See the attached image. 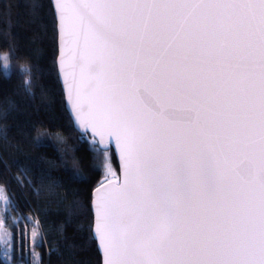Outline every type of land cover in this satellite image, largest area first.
<instances>
[{"label":"snow or ice","instance_id":"obj_1","mask_svg":"<svg viewBox=\"0 0 264 264\" xmlns=\"http://www.w3.org/2000/svg\"><path fill=\"white\" fill-rule=\"evenodd\" d=\"M31 7L37 13L41 0ZM53 11L66 44L81 35L96 42L91 59L81 55L73 101L92 169L114 175L104 164L111 138L124 162L123 183L96 190L93 236L104 264H264V0H55ZM13 56L11 46L0 53L6 79ZM17 71L24 94L34 95L35 66ZM82 87L93 88L87 111ZM146 94L154 104L143 102ZM177 103L187 106L186 124L177 122ZM47 136L37 130L34 140ZM235 153L247 161L243 173L227 166ZM21 173L17 183L31 184ZM73 175L84 179L79 168ZM0 200V264H14L18 235L27 264V229L18 224L32 217L17 210L9 219L17 206L6 186ZM31 235L43 246L39 221Z\"/></svg>","mask_w":264,"mask_h":264},{"label":"trees","instance_id":"obj_2","mask_svg":"<svg viewBox=\"0 0 264 264\" xmlns=\"http://www.w3.org/2000/svg\"><path fill=\"white\" fill-rule=\"evenodd\" d=\"M41 3L34 14L31 0L0 2V53L10 46L15 49L11 78H4L0 67V186H6L17 206L9 214L10 220L17 210L32 217L31 224L23 220L18 224L27 229V264H32L33 252L42 255L41 264H102L92 234V193L107 178L118 177V164L108 147L104 164L110 161L114 175L109 176L106 167L92 169L93 153L80 142L65 108L56 66L57 26L51 0ZM23 63L35 66L32 96L25 95L21 87L22 76L17 70ZM37 130L48 133L40 143L34 140ZM88 139L93 137L88 134ZM76 168L83 172V180L74 177ZM22 169L31 184L27 180L23 185L17 183ZM3 212L0 210L1 219ZM37 221L43 227L40 247L31 235ZM4 230L12 231L7 223ZM20 247L18 235L14 264H25Z\"/></svg>","mask_w":264,"mask_h":264},{"label":"water","instance_id":"obj_3","mask_svg":"<svg viewBox=\"0 0 264 264\" xmlns=\"http://www.w3.org/2000/svg\"><path fill=\"white\" fill-rule=\"evenodd\" d=\"M67 3H76L79 2V0H66ZM52 7L54 8L55 0H51ZM54 16L56 20V26H57V57H56V66H57V72H58V78L59 82L63 91L64 95V103L65 108L67 112L69 113L71 119L75 121L76 113L73 111V101L76 99L77 94V85L82 82V76H81V66L84 63V61L81 59V55L83 54L88 59H91L95 50H96V42L94 39L89 36L87 41L81 35L79 41L75 44L65 43L66 37L61 33L60 31V22H59V13L58 11H54ZM75 56V59L73 58ZM64 60V65H61V61ZM65 73L68 74L67 81L65 79ZM69 85L72 86V98H69ZM103 85H101L102 90ZM93 94V88L92 87H82L81 88V99L84 103L85 111L88 110V101L89 98ZM97 95L100 94V92L96 93ZM143 102L145 104L152 105L155 103V101L149 96L145 95L143 97ZM137 107H140V104L138 101L135 102ZM186 105L177 103L175 105V116L178 123H184L186 124L188 122L189 114L185 111ZM171 111V110H170ZM195 114H191V118H194ZM76 129L78 127V123L75 125ZM88 134L93 137V133L91 130H88ZM95 140L97 143H99V137H95ZM110 147L113 150V153L115 155V158L117 160L118 164V177H115L114 179L112 177L107 178L104 180L102 184L107 185L109 180L118 181L119 183H123L124 181V162L121 159V154L119 148L116 146V141L114 138H111L109 140V143L107 146H105V149ZM230 169H235L236 171H239L243 173L244 169L247 167V161L243 157V155L239 153L230 154L228 156V165ZM101 186V184L96 187L92 193V213H93V228H92V234L95 233L96 230V212H95V201L97 198V189ZM94 237V236H93ZM97 248L99 251V254L101 256L102 264H104V251L102 246L100 245V239L98 236L94 237Z\"/></svg>","mask_w":264,"mask_h":264},{"label":"rangeland","instance_id":"obj_4","mask_svg":"<svg viewBox=\"0 0 264 264\" xmlns=\"http://www.w3.org/2000/svg\"><path fill=\"white\" fill-rule=\"evenodd\" d=\"M112 178L114 179L115 177H112ZM5 208H6L5 202L0 200V210L3 211V210H5ZM0 219H1V217H0Z\"/></svg>","mask_w":264,"mask_h":264}]
</instances>
